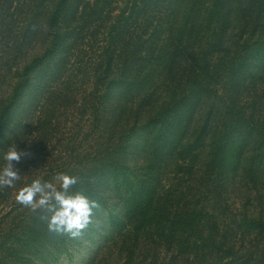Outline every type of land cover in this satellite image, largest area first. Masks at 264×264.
I'll return each mask as SVG.
<instances>
[{
	"label": "trees",
	"instance_id": "1",
	"mask_svg": "<svg viewBox=\"0 0 264 264\" xmlns=\"http://www.w3.org/2000/svg\"><path fill=\"white\" fill-rule=\"evenodd\" d=\"M12 144L0 264H264V0H0ZM43 165L98 201L81 238L17 202Z\"/></svg>",
	"mask_w": 264,
	"mask_h": 264
},
{
	"label": "clouds",
	"instance_id": "2",
	"mask_svg": "<svg viewBox=\"0 0 264 264\" xmlns=\"http://www.w3.org/2000/svg\"><path fill=\"white\" fill-rule=\"evenodd\" d=\"M24 156L30 157L31 153L18 149L15 144L4 153L5 164L0 169V189L14 187L21 179L20 169L13 162L19 163ZM55 179L59 182V188L54 183L36 179L19 190L16 200L34 212L39 210L42 213L40 219L47 222L50 232L79 239L93 223L94 210L99 209L100 205L83 191H70L80 182L79 177L61 173Z\"/></svg>",
	"mask_w": 264,
	"mask_h": 264
},
{
	"label": "rangeland",
	"instance_id": "3",
	"mask_svg": "<svg viewBox=\"0 0 264 264\" xmlns=\"http://www.w3.org/2000/svg\"><path fill=\"white\" fill-rule=\"evenodd\" d=\"M7 135V134H6ZM5 135V136H6ZM4 141V140H3ZM56 140L54 138H51V140H46L44 141V145L45 147L42 149V155H43V160L47 163V161H50L52 158H54V156H52V154L56 153L57 151V145L58 143L55 142ZM3 143V142H2ZM37 144V142H35ZM45 166L46 165H43V166H37L33 173H30V177L31 178H34L35 180L37 179V177H40L43 175V171L45 170ZM55 177L52 179L51 183H55ZM44 182H50L49 180H45L44 179Z\"/></svg>",
	"mask_w": 264,
	"mask_h": 264
}]
</instances>
